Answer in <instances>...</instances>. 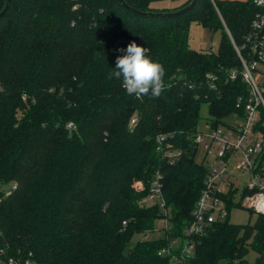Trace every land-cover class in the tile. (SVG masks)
<instances>
[{
    "label": "trees",
    "instance_id": "1",
    "mask_svg": "<svg viewBox=\"0 0 264 264\" xmlns=\"http://www.w3.org/2000/svg\"><path fill=\"white\" fill-rule=\"evenodd\" d=\"M124 1L132 8L120 0H10L0 16V264H169L160 249L192 221L207 173L193 140L202 105L214 127L242 113L250 86L234 44L247 55L264 6L196 0L159 15L146 13L191 0ZM192 22L220 29L218 47H190ZM132 41L165 67L159 98L128 96L108 79ZM259 128L264 134V113ZM161 134L181 149L175 160L158 150ZM156 179L171 228L147 238L163 215L158 204L141 203ZM238 205L228 199L229 211ZM186 264H264V214L254 224L230 214L214 222Z\"/></svg>",
    "mask_w": 264,
    "mask_h": 264
},
{
    "label": "built area",
    "instance_id": "2",
    "mask_svg": "<svg viewBox=\"0 0 264 264\" xmlns=\"http://www.w3.org/2000/svg\"><path fill=\"white\" fill-rule=\"evenodd\" d=\"M255 3L264 6V0H255ZM251 24L252 31L246 38L247 55L243 56L240 47L234 44L243 65V77L250 86V94L244 102L242 113H232L225 118V122L215 127L205 119L204 127H198L193 135L198 149L204 150L202 163L207 167V173L204 187L192 211V221L184 229L183 236L173 238L169 245L159 251L169 256V264H186L194 252L196 237L202 235L214 222L222 221L230 214L228 199L232 198L235 202L236 192L230 180L232 176L247 173L241 200L237 203L258 214H264V134L259 128L264 113V12L257 13ZM235 74L233 70L232 77ZM242 102L238 98L237 106L241 107ZM136 121L137 117L133 115L130 125ZM68 126L71 127L72 123ZM165 137L162 134L157 136V148L168 159L175 160L182 151L171 145ZM224 185H228L229 190L225 191ZM134 187L137 191L144 189L140 182H136ZM141 203L158 204L163 214L159 219L163 232L171 228V210L166 204L159 180L151 182ZM6 264L18 263L10 258ZM24 264L34 263L26 260Z\"/></svg>",
    "mask_w": 264,
    "mask_h": 264
},
{
    "label": "clouds",
    "instance_id": "3",
    "mask_svg": "<svg viewBox=\"0 0 264 264\" xmlns=\"http://www.w3.org/2000/svg\"><path fill=\"white\" fill-rule=\"evenodd\" d=\"M122 55L117 56L113 71L108 79L119 81L128 96L142 99L144 96L159 98L166 88V70L162 63L154 60L150 49L130 42L126 49H119Z\"/></svg>",
    "mask_w": 264,
    "mask_h": 264
},
{
    "label": "rangeland",
    "instance_id": "4",
    "mask_svg": "<svg viewBox=\"0 0 264 264\" xmlns=\"http://www.w3.org/2000/svg\"><path fill=\"white\" fill-rule=\"evenodd\" d=\"M181 0H160L154 3L155 6H173L176 3H179ZM221 38V30L216 29V30H211L208 27L202 25L201 23L198 22H192L190 25V30H189V46L195 49H209L210 47L217 48L220 42ZM201 115L202 118L199 122L198 127L203 128L205 124V118L208 116V111H207V104L204 103L202 105V110H201ZM204 150L203 149H198L197 155H196V160L198 162H203L204 161ZM247 179V173H240V175L236 174L230 178L231 182L233 183V186L236 188L235 189V194H234V200L235 202H238L241 200V194H242V189L244 187V182ZM225 191L229 190L228 185H224ZM258 213L250 210L246 207H243L241 205L238 206H233L232 209L230 210V220L233 223L236 224H254L256 219H257ZM163 225L160 220H158L156 224V228L153 231H149L146 233L147 238H155L159 237L163 233ZM141 234H136L134 238L132 239V242L139 238ZM247 259L251 262L255 261L257 257V252L250 248L249 252L247 253Z\"/></svg>",
    "mask_w": 264,
    "mask_h": 264
},
{
    "label": "water",
    "instance_id": "5",
    "mask_svg": "<svg viewBox=\"0 0 264 264\" xmlns=\"http://www.w3.org/2000/svg\"><path fill=\"white\" fill-rule=\"evenodd\" d=\"M124 5L130 7L124 0H120ZM196 0H191V2L186 5L185 7L181 8V9H178L176 11H171V12H168V13H162V12H155V13H152V12H148L146 14H159V15H176V14H179L181 12H184V11H187L188 9L192 8L195 4ZM10 3V0H6V3H5V6L3 7L2 11L0 12V16L4 13V11L7 9L8 5ZM132 8V7H130ZM228 31V30H227Z\"/></svg>",
    "mask_w": 264,
    "mask_h": 264
}]
</instances>
